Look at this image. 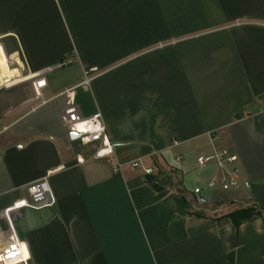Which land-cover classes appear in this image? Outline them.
Returning <instances> with one entry per match:
<instances>
[{"label":"crops","instance_id":"1","mask_svg":"<svg viewBox=\"0 0 264 264\" xmlns=\"http://www.w3.org/2000/svg\"><path fill=\"white\" fill-rule=\"evenodd\" d=\"M70 97L113 154L72 139ZM215 148L243 182L208 194L243 204L216 217L189 209ZM47 173L54 203L9 214L26 264H264V0H0V251L2 210Z\"/></svg>","mask_w":264,"mask_h":264},{"label":"built area","instance_id":"2","mask_svg":"<svg viewBox=\"0 0 264 264\" xmlns=\"http://www.w3.org/2000/svg\"><path fill=\"white\" fill-rule=\"evenodd\" d=\"M86 81L85 79L84 82ZM32 85L34 91L38 94V91L45 86V82L43 79H40L34 81ZM61 118L68 131L77 135L75 140L81 147L92 148L89 158L99 159L113 154V147L106 135L100 113L96 112L87 117L83 116L79 107L70 97L61 112ZM76 162L82 164L85 162V158L82 155H77ZM196 163L201 168L212 167L215 171L212 177L192 189L193 194L197 198L203 197L206 190H210L211 192H234L241 188L243 182L240 177L239 158L228 149L215 148L208 154L198 156ZM140 166L138 161L131 163L132 168ZM120 167V164H116L113 167V172L119 171ZM142 169L147 175L155 174V170L152 167H142ZM48 175L49 173L27 185L25 187L26 197L14 200L11 205L2 210L1 214L6 219L11 231L13 230L9 219L11 211L21 208L41 209L54 203V197L48 183ZM24 245L12 231L8 237V242L0 251V263L26 264L29 255Z\"/></svg>","mask_w":264,"mask_h":264},{"label":"rangeland","instance_id":"3","mask_svg":"<svg viewBox=\"0 0 264 264\" xmlns=\"http://www.w3.org/2000/svg\"><path fill=\"white\" fill-rule=\"evenodd\" d=\"M209 193H211L210 190L204 191L205 198L208 197ZM240 201V198H235V200H233L228 198L227 194L219 193L208 197L204 203H199L198 199L194 198L193 200L189 201V209L194 210L196 213H202L204 215L216 217L217 215L221 214V208H226L225 211H227L231 207L234 208L236 206H242L243 204ZM191 204H194L195 206H192Z\"/></svg>","mask_w":264,"mask_h":264},{"label":"trees","instance_id":"4","mask_svg":"<svg viewBox=\"0 0 264 264\" xmlns=\"http://www.w3.org/2000/svg\"><path fill=\"white\" fill-rule=\"evenodd\" d=\"M148 180L151 183V178H148ZM152 186L157 187L155 184H152ZM258 214L259 211H257L254 207L250 206L239 208L232 212H229L223 215V218L229 219L235 227H238V225L243 221L249 220Z\"/></svg>","mask_w":264,"mask_h":264},{"label":"water","instance_id":"5","mask_svg":"<svg viewBox=\"0 0 264 264\" xmlns=\"http://www.w3.org/2000/svg\"><path fill=\"white\" fill-rule=\"evenodd\" d=\"M72 139H76L77 138V135L76 134H74V133H72Z\"/></svg>","mask_w":264,"mask_h":264}]
</instances>
